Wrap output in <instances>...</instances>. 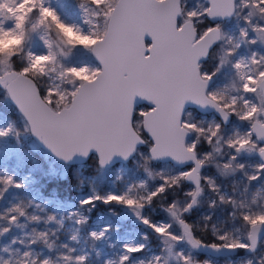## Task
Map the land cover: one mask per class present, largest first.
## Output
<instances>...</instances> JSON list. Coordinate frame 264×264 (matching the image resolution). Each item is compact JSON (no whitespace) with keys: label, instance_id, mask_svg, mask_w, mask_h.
<instances>
[{"label":"snow or ice","instance_id":"6c2138e0","mask_svg":"<svg viewBox=\"0 0 264 264\" xmlns=\"http://www.w3.org/2000/svg\"><path fill=\"white\" fill-rule=\"evenodd\" d=\"M74 6L79 21L53 0H0V85L23 114L25 130L66 165L95 162L96 176L87 179L91 194L68 214L78 225L70 239L78 242L91 213L104 205L119 222L131 218L148 229L139 240L112 242L120 223L101 214L96 223L103 227L89 230V238L120 249L104 264H212L200 261V252L238 257L226 264H264V252L255 255L264 248V0L194 6L189 0H75ZM230 21L235 30L227 28ZM35 36L44 50L30 46ZM79 50L98 65L73 63ZM210 57L215 66L207 71ZM221 75L229 83L215 86ZM138 99L151 107L137 109ZM20 136L12 122L0 127V139ZM117 163V181L130 164L143 175L101 190L97 180ZM67 176L65 169L61 179ZM74 178L73 187L82 190L80 169ZM0 184V200L10 188L26 187L14 175L0 177ZM32 204L43 210L21 199L0 214L9 225L0 227V237L12 226L26 227L21 218L58 229H33L27 244L13 239L0 247V264H89V252L73 255L77 249L67 243L61 245L67 254L36 251L42 245L56 252L52 237L64 219L29 214ZM158 213L163 216L155 220ZM18 242L25 251L13 249Z\"/></svg>","mask_w":264,"mask_h":264},{"label":"rangeland","instance_id":"374dc122","mask_svg":"<svg viewBox=\"0 0 264 264\" xmlns=\"http://www.w3.org/2000/svg\"><path fill=\"white\" fill-rule=\"evenodd\" d=\"M63 1L59 0L56 7L63 11ZM197 0H189V5L194 6ZM70 9L73 10V7L70 6ZM227 28L235 30V21H230L226 25ZM38 37V36H36ZM35 38V37H34ZM33 38V39H34ZM43 47V45H41ZM72 62L81 65L88 64L90 66H97L98 63L95 57L84 50H79L76 55L73 57ZM215 66V61L210 57L208 61L205 63V70L211 71ZM232 73L228 72L227 77H231ZM224 77L223 75L217 77L215 81V86L223 87L224 85L229 83V79ZM147 108L146 106H141L138 109ZM194 111L198 116L202 114ZM207 119L211 120L213 115H207ZM9 122L14 123L15 127L21 131V136L17 140L15 137H9L7 139H0V177H4L7 175H14L17 181H24L26 183V187L24 189H15L10 188L7 193H5L4 199L0 200V211L1 214L5 213L6 209L10 208L22 199L25 204L28 202L35 201V203L41 204L43 210L37 209L35 204H32L27 210L30 211V214L39 215L41 217L46 218L49 214H55L57 219H64V227L60 231L63 233V237H60L61 243H67L70 247H74L77 249L76 254H80L81 251H87L90 253V261L89 264H104V261L108 258H114L116 253L120 250L119 245L116 248L108 247L107 241L95 242L91 240L88 236V231L91 229H99L103 227L102 224L98 225L96 220L99 218L101 214L104 215L106 219L113 220L114 223H120V229L118 232L112 234V242H115L119 237L120 242L123 243L125 240L131 239H140V233L147 232L148 229L142 224H134L132 219H126L121 222L116 220L115 217H111L108 210L101 211L99 205L96 210L91 213V221L88 228L81 231L79 235L78 242L72 241L70 239L71 235L74 234V230L78 225H75L72 219L68 218V214L72 211H75L78 207V200L80 198H84L91 194V187L87 182L88 178L96 176L95 166L90 165L89 161L83 166H76V170L80 169L83 177L86 178V182L83 186V189L78 191L75 195L66 194L57 188L49 187V182L58 176L61 177V173L64 172L65 169L68 170L69 165L62 164L55 159H53L49 154H47L44 150L40 148L37 142L32 138L31 133L26 131V120L23 118L19 110L11 103L10 98L7 95L6 89L0 85V127H6ZM146 151V149H145ZM120 165L114 166L106 175L103 182L97 180L98 186L101 190H105L108 187L112 186V183L116 182L117 188L124 187L125 183L130 182L133 179H137L139 176L143 175L142 173L136 172V168L134 164L127 165L130 169L124 176L122 181H117V171ZM69 173V170H68ZM135 173V175H134ZM158 183V182H157ZM0 187H3L0 184ZM63 201L62 204H57L56 200ZM48 201H52L49 203ZM121 215L131 216L130 213L125 209H116ZM201 212L203 210H200ZM199 215V213H197ZM219 215V213H218ZM163 216V213H158L154 216L155 220H160ZM195 217H193L194 219ZM50 226V224L45 223L46 226ZM53 227L55 225L59 227L56 223H52ZM8 226L6 220L0 221V227ZM42 228L44 231H47L49 227ZM51 227V226H50ZM40 229L39 231H41ZM27 229H24L21 235L18 237V232L11 228V231L5 234L3 237H0V247L11 244L13 239L24 240L27 242V238L29 234L26 233ZM211 237L210 233L208 234ZM212 238V237H211ZM153 243H156V240L153 239ZM21 246V252L25 251V245L16 243ZM12 245L13 249H16ZM24 246V247H23ZM157 250V249H154ZM97 252L100 253L97 256ZM264 252V248L258 250L255 254L257 257ZM49 255V254H47ZM197 258L200 261L210 260L212 264H226V262L231 259L236 261L238 257H223L217 256L215 254H207L198 253ZM249 258H252L251 256ZM255 264V259H254Z\"/></svg>","mask_w":264,"mask_h":264},{"label":"trees","instance_id":"16d2710c","mask_svg":"<svg viewBox=\"0 0 264 264\" xmlns=\"http://www.w3.org/2000/svg\"><path fill=\"white\" fill-rule=\"evenodd\" d=\"M206 22L210 23L209 21H206ZM89 164L95 166L94 160L90 158ZM68 170H69V173H68L67 179H61V177L58 176L57 178H55L51 182H49L48 189H51L53 187V188H57L58 190L66 193V194H70V195L77 194L78 191L73 187V185L76 183V180L74 178L76 166H68ZM99 210L106 211V210H108V208L106 206L102 205L99 207ZM28 213L30 214V211H28ZM0 214H1V211H0ZM19 222L21 224H25L26 227L18 228V227L12 226V229H14L15 231L18 232V237L21 235V233L24 229L29 230L26 233L32 234L33 229H36L37 231H39L40 229L45 227V223L43 220L39 223H35V222L28 221L26 218H21ZM50 226L47 225L45 227V228L49 227V229L47 231L51 232V231H55L56 229H58V227L56 225H55V227H53V225L50 224ZM41 231H44V229H42ZM31 234H29V236L27 238L28 240H27V242H25V244H27L30 241ZM60 237H63L62 231H58L57 236L52 237V239L56 240V244H57L55 253H49L48 250L45 247H43L42 245H36L34 247H35L36 251H43L45 253V255L49 254V255L55 256L56 254H60V253L67 254V250L61 247L62 243H61ZM205 238L209 239V240L212 239L211 237H209V235ZM14 247L19 248V249L21 248V246H19L18 244H16V246H14ZM73 255H77V254L74 253Z\"/></svg>","mask_w":264,"mask_h":264},{"label":"bare ground","instance_id":"6f19581e","mask_svg":"<svg viewBox=\"0 0 264 264\" xmlns=\"http://www.w3.org/2000/svg\"><path fill=\"white\" fill-rule=\"evenodd\" d=\"M58 2L59 0H53V5L56 6ZM74 4H75V0H71V3H70V0H65V2L63 1L64 9L62 12L69 19L79 21L80 19L79 10L78 8L74 6ZM70 6L73 7V10L70 9ZM41 45H42L41 40L39 39V37L35 36L30 46L33 48L34 51L39 52V51L44 50L43 47H41Z\"/></svg>","mask_w":264,"mask_h":264},{"label":"water","instance_id":"95a60500","mask_svg":"<svg viewBox=\"0 0 264 264\" xmlns=\"http://www.w3.org/2000/svg\"><path fill=\"white\" fill-rule=\"evenodd\" d=\"M210 23H211V21H209ZM150 42V41H149ZM208 61V60H207ZM207 61H205V63L207 62ZM98 63V62H97ZM11 100V99H10ZM11 103L18 109V107L14 104V102L13 101H11ZM141 106H146L147 108L148 107H151V105H149L146 101H142V100H137V109L139 108V107H141ZM189 109L190 110H195V111H197L198 113H200L199 112V110L198 109H196L194 106H191V105H189ZM19 110V109H18ZM20 112V111H19ZM21 113V112H20ZM200 114H202V113H200ZM21 115L23 116V114L21 113ZM202 115H205V116H207V115H214V114H212V113H208V114H202ZM24 118V117H23ZM25 119V118H24ZM31 133V132H30ZM31 136H32V138L37 142V144L40 146V148L42 149V150H44L47 154H49L53 159H55L56 161H58V162H60V163H62V164H65V162H63V161H61V160H59L37 137H35L32 133H31ZM90 160V158L87 160V161H85L84 162V164H86L88 161ZM83 164V165H84ZM66 165V164H65ZM80 164H77V163H73V164H71V165H69V166H79ZM117 165H120L119 163H117L115 166H117ZM201 253H205V252H201ZM207 254H212V253H208V252H206Z\"/></svg>","mask_w":264,"mask_h":264},{"label":"flooded vegetation","instance_id":"af4514ba","mask_svg":"<svg viewBox=\"0 0 264 264\" xmlns=\"http://www.w3.org/2000/svg\"><path fill=\"white\" fill-rule=\"evenodd\" d=\"M223 257H225V256H223Z\"/></svg>","mask_w":264,"mask_h":264}]
</instances>
